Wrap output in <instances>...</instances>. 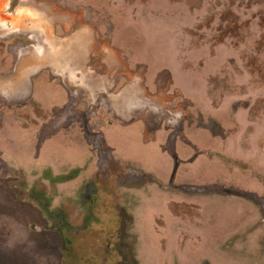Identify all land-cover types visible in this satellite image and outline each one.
I'll list each match as a JSON object with an SVG mask.
<instances>
[{
  "label": "rangeland",
  "instance_id": "374dc122",
  "mask_svg": "<svg viewBox=\"0 0 264 264\" xmlns=\"http://www.w3.org/2000/svg\"><path fill=\"white\" fill-rule=\"evenodd\" d=\"M34 2L76 29L66 39L82 37L87 52L76 63L89 79L97 30L115 24L117 100L136 105L130 94L182 112L188 142L176 143L177 167L166 148L171 130L145 128L147 106L131 124L102 122L116 178L89 200L98 163L81 131L39 149L43 118L9 111L0 131V264H264L255 201L264 205V0ZM128 67L136 73L121 85ZM129 166L187 191L129 190L117 179Z\"/></svg>",
  "mask_w": 264,
  "mask_h": 264
},
{
  "label": "flooded vegetation",
  "instance_id": "af4514ba",
  "mask_svg": "<svg viewBox=\"0 0 264 264\" xmlns=\"http://www.w3.org/2000/svg\"><path fill=\"white\" fill-rule=\"evenodd\" d=\"M34 1L0 0V131L3 133L9 128L6 120L9 111L16 120H22L26 113L43 118V128L34 133L39 149L47 141L56 142V137L64 131V138L59 142L65 145L67 138L72 135V128H78L97 157V169L92 175L94 181L86 188L87 198L92 200L99 195L101 188H104L109 180L116 178V154L114 149L108 146L101 123L114 126V121L120 120L131 124L135 115H141L136 113L139 108L147 106L150 108L147 119L142 117L149 122L145 128L153 127L152 129H156V135L163 129L171 130L166 148L173 159L175 158V166H180L182 161L175 152L176 143L178 140L188 142L183 134V113L178 110L171 111L169 108L162 110L154 104H144L142 100L130 94L124 95L134 98L136 105L129 101L122 103L117 100L120 94H116V76L121 73L116 68V25L97 30L100 42L93 52L100 54L89 53L87 68L90 67L96 74L89 79L87 76H90V73L84 74L83 69H78L76 63L78 54L87 52L86 49H78L82 37L66 39V36L76 29L71 28L69 32V27L61 21L54 24L50 14L55 10L49 9L46 12ZM40 14L44 16L43 20L35 24V19L37 20ZM127 70L128 73L118 80L121 85L130 83V75L136 73L130 67ZM143 89L147 90L146 86ZM159 93L160 91L155 94ZM141 112L145 114L144 111ZM124 117L126 120H123ZM1 142H4V137ZM4 166L6 167V162ZM132 168L127 167L117 178L128 184L129 190H141L148 184H155L161 190L187 191L185 186H177L174 183V177L168 184H164L155 175ZM196 192L200 193L201 190ZM255 201L264 211V205L261 203L263 200L257 198Z\"/></svg>",
  "mask_w": 264,
  "mask_h": 264
}]
</instances>
